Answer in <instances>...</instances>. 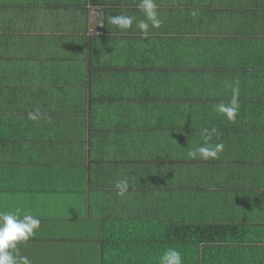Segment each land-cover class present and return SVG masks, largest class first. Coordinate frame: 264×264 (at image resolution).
<instances>
[{
	"label": "crops",
	"instance_id": "crops-1",
	"mask_svg": "<svg viewBox=\"0 0 264 264\" xmlns=\"http://www.w3.org/2000/svg\"><path fill=\"white\" fill-rule=\"evenodd\" d=\"M4 1L0 86L17 90L22 125L1 144L0 225L40 221L8 250L15 264L137 253L170 205L185 222L264 228V127L218 126L233 109L263 111L252 103L264 92L245 84L264 90V0Z\"/></svg>",
	"mask_w": 264,
	"mask_h": 264
},
{
	"label": "trees",
	"instance_id": "trees-1",
	"mask_svg": "<svg viewBox=\"0 0 264 264\" xmlns=\"http://www.w3.org/2000/svg\"><path fill=\"white\" fill-rule=\"evenodd\" d=\"M21 2H24L23 4H28V6L39 5V0H21ZM1 8H6L4 0H0V9ZM89 12H91V9ZM165 62L167 61L164 60L162 63H159V65H165ZM172 62L178 63L179 59ZM0 76H2L4 80L9 78L7 77L8 73L2 72L1 70ZM259 80L255 82V87L248 83L245 84L248 93L252 91V93H255L256 87L264 92L259 86V83H262L263 80ZM7 91V86H0V163L1 160L5 158L7 148L1 144L5 141V146H7L9 130H17V128L22 125L20 119L18 120L16 114L11 111L16 110V104L18 103H11L8 100L9 98L15 100L12 96L15 95L17 90L11 93L9 92V96L6 97ZM259 103L261 105L264 104L262 102H255L252 103V105L259 106ZM244 105L246 106L249 104L244 103ZM247 108L246 106V109ZM261 108H263V111L261 112L260 110V116L257 115V112L252 113L253 109L244 110L245 115L240 113L237 109H233V111H230L233 112L231 117L229 115L228 119L220 120L221 124L218 126L223 128H236L238 126L264 127V106ZM3 110L10 111L11 115L9 116L7 114L6 117H3ZM252 114H254L255 117ZM245 116H247L246 119ZM173 120L176 121L177 119H170V122H173ZM187 121L189 120L187 119ZM208 123H210L209 120L205 122L203 120L196 121L192 119L187 122V126L197 128L207 127V125L216 126L217 124ZM14 130L13 138H16L17 135ZM1 173L2 168L0 166V176ZM169 211V223L161 224L164 229L162 228L159 230L154 227L157 232L153 230L152 236H146L147 239L153 241L150 246L147 245V248H139L137 253H133V251L126 247H121L122 251L119 252V249H116V247L112 248L111 245H108L107 249L109 250H107L105 256V264H175V257L166 255L170 250H175L180 253L182 264H264V256L262 255V250L264 252L263 227L239 223L207 221L185 222V216H179L177 210L172 205H170ZM240 251L245 254H241L242 256H240L236 253L235 255V252Z\"/></svg>",
	"mask_w": 264,
	"mask_h": 264
},
{
	"label": "clouds",
	"instance_id": "clouds-1",
	"mask_svg": "<svg viewBox=\"0 0 264 264\" xmlns=\"http://www.w3.org/2000/svg\"><path fill=\"white\" fill-rule=\"evenodd\" d=\"M149 15L154 17V13L151 11ZM111 22L118 24L122 28H127L131 25V19L122 16L112 17ZM154 23L158 26L159 21L154 20ZM140 27L146 28L147 25L142 23ZM229 115L231 117L232 113L230 112ZM117 187H120V185L118 184ZM119 194L123 195V190ZM39 226L40 221L30 215L25 216L23 219H19L11 214L4 215L3 223L0 225V264H15L11 252L8 250L15 249L17 241L27 240L34 234V229H38ZM166 255L174 256L175 264H182L179 252L170 250Z\"/></svg>",
	"mask_w": 264,
	"mask_h": 264
},
{
	"label": "built area",
	"instance_id": "built-area-1",
	"mask_svg": "<svg viewBox=\"0 0 264 264\" xmlns=\"http://www.w3.org/2000/svg\"><path fill=\"white\" fill-rule=\"evenodd\" d=\"M91 13H92V15L95 16L96 18H101L102 15H103V12H102L101 10L97 9V8H92V9H91ZM91 33H92V34H99V33H101V32H98L97 30L92 29V30H91Z\"/></svg>",
	"mask_w": 264,
	"mask_h": 264
}]
</instances>
